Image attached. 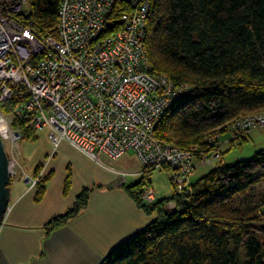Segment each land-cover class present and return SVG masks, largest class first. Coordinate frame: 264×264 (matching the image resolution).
I'll use <instances>...</instances> for the list:
<instances>
[{"label": "trees", "instance_id": "16d2710c", "mask_svg": "<svg viewBox=\"0 0 264 264\" xmlns=\"http://www.w3.org/2000/svg\"><path fill=\"white\" fill-rule=\"evenodd\" d=\"M60 2L28 0L29 7L16 16L40 35L57 36ZM151 2L146 46L152 72L194 88L165 113L155 129L159 140L189 148L212 133L224 135L226 124L264 112V0ZM16 101L4 104V111L10 112ZM13 126L23 138L37 132L19 120ZM153 172L147 173L149 181ZM143 180L127 190L156 218L101 264H264V192L251 206H236L239 197L249 199L264 180V147L194 179L190 193L174 192L152 204L141 198ZM45 182L40 177L36 184L37 200L44 195ZM90 191L84 188L74 206L47 227L76 216L86 207ZM171 201L174 210L168 209Z\"/></svg>", "mask_w": 264, "mask_h": 264}, {"label": "built area", "instance_id": "2783aa9c", "mask_svg": "<svg viewBox=\"0 0 264 264\" xmlns=\"http://www.w3.org/2000/svg\"><path fill=\"white\" fill-rule=\"evenodd\" d=\"M27 1L0 0V136L12 178L21 175L32 186L40 179L24 172L15 120L48 129L54 144L66 140L98 162L134 151L146 204L156 202L148 171L171 170L175 192L190 193L197 169L221 163L230 139L264 128L261 112L229 126L228 139L215 132L189 148L159 140L155 129L165 113L194 88L152 72L146 46L151 0H61L57 36L21 24L16 14ZM13 99L12 110L4 111ZM118 174L124 183L129 172Z\"/></svg>", "mask_w": 264, "mask_h": 264}, {"label": "crops", "instance_id": "0c3cea01", "mask_svg": "<svg viewBox=\"0 0 264 264\" xmlns=\"http://www.w3.org/2000/svg\"><path fill=\"white\" fill-rule=\"evenodd\" d=\"M251 134L226 143L224 151L241 147ZM47 135L48 144L35 159L37 163L23 168L31 178H46L42 199H36V186L21 175L10 183L11 200L0 227V264H101L156 218L127 190L142 179L136 174L139 160L134 151H128L116 160L102 155L98 162L66 140L54 144L48 129ZM119 171L129 172L124 183H119ZM84 188L91 189L86 207L65 224L48 228L53 217L74 206ZM155 193L156 201L160 200Z\"/></svg>", "mask_w": 264, "mask_h": 264}, {"label": "rangeland", "instance_id": "374dc122", "mask_svg": "<svg viewBox=\"0 0 264 264\" xmlns=\"http://www.w3.org/2000/svg\"><path fill=\"white\" fill-rule=\"evenodd\" d=\"M29 7L28 1L24 4V9H27ZM261 113V112H259ZM254 114H249L250 116L255 115ZM248 116V115H246ZM236 122V121H234ZM234 122H231L229 125L226 124V133L228 132L231 136V133L229 132V127L231 126ZM14 127V126H13ZM254 132V134L249 135L247 137V141L241 146V147H236L232 150L224 151V146L223 149L221 150L220 154V159L221 163L219 161H215L213 165L210 166H203L199 167L197 169L196 175L194 179L201 177L202 175L206 174L208 171L213 169L214 167L220 166L224 162H235L240 159H245L251 157L256 150L261 149L264 147V128H258V129H253L251 130ZM250 131V132H251ZM249 132V133H250ZM221 133V132H220ZM248 133V134H249ZM224 137V135H222ZM228 135V138H230ZM47 129H43L40 131H37L35 135H31L29 138L25 137L21 140V150H22V156H21V163L24 169H29V166L35 164L34 162L35 159H39V154L44 153V147H46L47 143ZM226 138V137H225ZM224 138V139H225ZM238 137L234 138L237 139ZM230 142L231 139L229 140ZM237 141V140H236ZM132 153V152H130ZM226 155V158H225ZM37 163V162H36ZM172 172L169 169H161V170H155L153 172V175L151 176V185L154 188V190L157 191L158 197L160 199L170 197L173 195L175 192L174 186L171 180ZM19 175L13 178H18ZM12 178V179H13ZM144 181V180H143ZM144 184V182H143ZM264 192V180L255 186L250 193V198L245 200L242 197H239V199L236 202V206L243 207V206H251L254 204L255 201H258L262 193ZM142 197V196H141ZM173 202V201H171ZM169 202L168 205L171 203ZM169 210H173L172 207L168 208ZM264 212V211H263ZM156 214V213H155ZM264 216V214H263ZM264 220V217H263Z\"/></svg>", "mask_w": 264, "mask_h": 264}, {"label": "water", "instance_id": "95a60500", "mask_svg": "<svg viewBox=\"0 0 264 264\" xmlns=\"http://www.w3.org/2000/svg\"><path fill=\"white\" fill-rule=\"evenodd\" d=\"M11 181L12 176L9 171V159L0 136V227L4 224L5 215L11 200Z\"/></svg>", "mask_w": 264, "mask_h": 264}]
</instances>
